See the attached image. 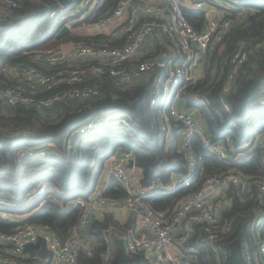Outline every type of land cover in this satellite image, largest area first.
I'll list each match as a JSON object with an SVG mask.
<instances>
[{
    "label": "trees",
    "instance_id": "16d2710c",
    "mask_svg": "<svg viewBox=\"0 0 264 264\" xmlns=\"http://www.w3.org/2000/svg\"><path fill=\"white\" fill-rule=\"evenodd\" d=\"M120 1L102 0L82 21L72 24L70 34L58 39L56 33L74 18L76 7L71 2L62 5L59 0H20L16 16L0 22V86L17 82L22 69L36 63L35 57L50 48L73 41L75 45L111 42L103 32H93L91 26L87 33L76 29L111 13ZM222 1L230 5L224 8L226 16L236 19L223 42L209 51L203 77L182 94L179 107L199 105L212 140H222L246 151L251 149L248 157L239 161L221 159L203 147L201 135L196 133L192 146L201 157L199 172L191 185L168 191L164 187L172 182L174 175L187 172V156L179 134L167 146L161 142L159 133L164 108L150 104L155 74L126 87H117L109 75L89 78L86 83L96 85L100 93L88 98L71 96L70 90L75 85L64 84L57 89L61 98L51 107L8 105L0 114V230L10 231L32 223L47 226L66 240L80 222L106 161L118 150L129 154L135 159V167L142 169L141 182L150 194L146 203L167 214L181 198L198 191L212 175L229 169L243 172L249 178L264 174L258 148L252 150L253 145L244 148L258 134L264 133V104L259 103L264 83L253 88L258 74L264 79L263 46L238 69L235 86L227 96L232 110L225 111L221 103L230 59L239 48V41L245 40L248 46H254L264 39V0ZM184 11L197 30L204 28L207 18L203 9L184 8ZM161 36L164 44L170 45L166 34L161 33ZM160 47L161 53L168 51L166 45ZM164 68L163 65L159 73ZM202 98L207 100L205 104L200 103ZM113 114L126 116L131 125H112L110 116ZM100 117L103 119L98 122ZM92 121L97 125L81 131ZM19 149L21 153L17 152ZM40 150H45L46 154L39 153ZM232 192V204L223 213L232 221L231 230L222 234L217 242L221 249L229 252V257L219 262L217 252L206 241L202 225L197 224L188 240V245L196 248L191 254L193 264H234L236 249L241 251L244 244L255 248L264 241V218L258 223L264 202L257 186L250 185L246 190L239 186ZM125 194L120 182L112 177L104 195L119 198ZM79 199L84 204H75ZM3 211L13 217H4ZM111 223L117 225L118 221L110 213H105L103 219L91 217L88 229L96 243L80 248L77 264H150L145 251L131 253L125 244L118 242L110 263L104 262L107 249L104 229ZM252 228L255 232L250 236ZM42 247L46 245L41 239L29 245L26 261L42 264L43 259L37 255Z\"/></svg>",
    "mask_w": 264,
    "mask_h": 264
},
{
    "label": "built area",
    "instance_id": "2783aa9c",
    "mask_svg": "<svg viewBox=\"0 0 264 264\" xmlns=\"http://www.w3.org/2000/svg\"><path fill=\"white\" fill-rule=\"evenodd\" d=\"M60 1V0H59ZM102 0H70L73 4L86 7L85 17L92 12ZM186 0H121L114 10L103 15L90 24L97 30L106 28L116 21H121L126 9L130 8L129 16L118 27V35L123 39L120 43L99 42L93 45H77L71 50L50 48L35 57L36 63L26 65L12 85L0 86V114L6 106H34L39 109L48 108L61 98L57 89L64 84L75 85L70 90L71 96L88 98L100 93L96 85L88 84L89 78L109 75L117 87H126L145 76L155 74L152 84L150 104L162 106V122L160 124L161 142L166 146L173 143L175 135L179 134L182 148L186 151L187 172L174 175L172 182L164 188L176 191L181 187L191 185L200 169L201 157L192 146L196 133L202 138L203 147L216 154L221 159L244 160L251 149L237 148L222 140H212L203 131L197 120L203 116L200 106L193 105L180 108L182 94L188 87L202 78L204 69L200 64L205 62L209 51L216 49L224 40L236 18L226 16L211 18V9H205L207 22L202 30H197L187 19L184 8ZM210 4L225 5L222 0H206ZM69 2V3H70ZM197 6H204L203 2ZM20 0H0V22H7L16 16ZM227 12V11H226ZM156 32L166 34L170 43L177 45L183 53L179 63L161 60L159 57L141 56V48L149 36ZM263 41L254 46H248L245 40L239 41V48L230 59L231 67L221 90V103L225 111H231L232 106L227 100L235 86V78L241 65L251 59L252 53L260 47ZM164 65V71L159 69ZM56 91V92H55ZM205 104V98L200 99ZM264 104V93L259 99ZM165 111V112H164ZM103 118L100 117L98 122ZM110 119L115 124L130 126L128 118L121 114H113ZM97 125L90 122L81 128L85 131ZM176 128V130H175ZM258 148L264 168V135H258L253 141L244 145ZM39 153L46 154L45 150ZM106 161L103 173L110 178H116L123 186L126 194L123 197L104 195L106 185L99 184L90 194L89 201L81 216L80 222L73 233L62 240L47 226L25 223L10 231L0 230V264H32L26 261V249L29 245L42 240L49 258H42V264H77L80 248L83 246L82 233L90 224L91 213L97 209L127 208L140 224L137 230H121L118 225L111 223L104 229L107 249L104 252V262L110 263L114 251L113 241L123 242L131 253L145 251L154 264H193L191 256L182 253L175 254L172 247L181 252L188 250V240L192 235L193 226L201 224L206 233L207 242L217 252L220 263L227 260L229 252L221 249L218 241L222 234L231 230L232 221L229 217L220 216L213 205V199L226 197L234 188L248 183L256 185L264 202V174L249 178L243 172L229 169L224 173L215 174L206 179L203 186L196 192L181 198L172 212L152 208L146 203L149 192L142 185V175L129 168V154L112 155ZM264 171V169H263ZM248 186V188H249ZM75 204H84L82 199ZM263 212L260 213V215ZM10 217L6 211L1 213ZM13 217V216H12ZM261 222L258 220V223ZM185 223L184 231L175 234L178 225ZM40 250V249H39ZM241 263L264 264V241L255 248L244 244L240 251ZM50 259V262L48 260Z\"/></svg>",
    "mask_w": 264,
    "mask_h": 264
},
{
    "label": "crops",
    "instance_id": "0c3cea01",
    "mask_svg": "<svg viewBox=\"0 0 264 264\" xmlns=\"http://www.w3.org/2000/svg\"><path fill=\"white\" fill-rule=\"evenodd\" d=\"M197 1H200V2H205L204 3V6L202 7H199L197 6V4L199 2ZM223 2V1H222ZM224 3V2H223ZM218 7H220L223 12H225L224 8L226 7V3L225 5H216ZM210 7V8H208ZM130 8L131 7H128L126 9V12H125V15L123 17V19L121 21H116L114 22L112 25H118L120 26L121 22H123V20H125L129 14H130ZM185 8H190V9H203L205 11L206 10H210L211 9V18H221L222 16L219 15V13L215 10V6L214 4H210L208 3L206 0H186L185 1ZM230 8V7H228ZM115 27V26H114ZM105 29V28H103ZM103 29H100V30H97L95 29L94 27L92 28L93 32H103L105 34V36L111 41V43H120L123 39L117 34L118 31H115V33H106L104 32L105 30ZM164 38L161 36V33L160 32H156L154 33L153 35L149 36L148 39L146 40L145 44L143 45V47L141 48V56L143 57H159L161 58V60H164V55L165 56V61H171L172 63H179L181 62L182 60V56H183V53L181 52L180 48H177L178 46L177 45H174V44H171L170 45L168 44H164ZM66 44V43H65ZM163 45H166L168 47V51L165 52L163 51L161 53V47L160 46H163ZM77 46V45H75ZM74 46V47H75ZM201 68L204 69L205 68V62L201 63L200 64ZM183 108H186L185 106ZM188 108V107H187ZM197 120L199 122V125L201 127V129L205 132L208 131V127H207V124L205 122V120L203 119L202 116H198L197 117ZM116 155L118 156H122V155H126V153L122 150H118ZM113 156H111L110 158H112ZM134 172L142 175V169L141 168H134L133 169ZM110 177L108 175H106L105 173H101V175L99 176L98 178V182H97V186L99 184H104V185H108L109 181H110ZM232 195H233V192H230L226 197H228L227 199L230 200V206L232 204ZM105 213H110L114 216V218L118 221V227L123 230V231H126V230H129V229H135L137 230L138 228H140V224L139 222L136 220V218L133 217L132 213L129 211V209L123 207V208H119V209H109V208H106V209H97L95 212L91 213V217H97L98 219H103ZM90 225V224H89ZM89 225L88 227L85 229V231L82 233V243H83V246L87 247V246H90L94 243H96V238L93 234L90 233L89 231ZM186 228V224L185 223H182L180 225H178L177 229L175 230V234L177 233H180L182 231H184ZM194 228L195 226H193V231H194ZM192 231V233H193ZM116 241H113V245L115 246L116 245ZM120 245H123L124 243L123 242H118ZM196 250V248H194L193 246H189L188 245V250L185 251V252H181L178 248L176 247H172L171 248V251L174 252L175 254H180L182 253V255L184 256L185 254H187L188 256H191L192 253H194V251ZM192 257V256H191ZM49 258V256H48ZM46 258V259H48ZM151 259V262L150 264H154V261L153 259L150 257Z\"/></svg>",
    "mask_w": 264,
    "mask_h": 264
},
{
    "label": "rangeland",
    "instance_id": "374dc122",
    "mask_svg": "<svg viewBox=\"0 0 264 264\" xmlns=\"http://www.w3.org/2000/svg\"><path fill=\"white\" fill-rule=\"evenodd\" d=\"M73 5H74V8H75V10H74V18L73 19H71L68 23L69 24H72L74 21H82V19H84L85 18V9H86V7H84L82 4H79L78 6L75 4V3H73ZM76 5V6H75ZM215 6V10L219 13V15H223L224 14V12H223V10L220 8V7H218V6H216V5H214ZM226 6L227 7H230V5H229V3L228 4H226ZM208 8H210V7H208ZM75 16H78L77 18H75ZM121 25V24H120ZM92 27V25H84L81 29H76V31L78 32V31H80V32H82V33H87V32H89V29ZM115 26V27H114ZM110 25V26H108V27H106L105 29H103V30H105L104 32H106V33H115V31H117V29H118V25ZM72 28H73V26H72ZM84 28H85V30H84ZM82 33H79V34H82ZM75 42L73 41V42H70V43H66V44H63V45H60V47H57V48H55V49H60V50H66V51H69V50H71L74 46H75ZM222 47V46H221ZM111 122V121H110ZM112 125H118V124H115V123H113ZM121 125V124H120ZM81 127V126H80ZM71 133H74V131L72 130L71 131ZM262 134H264V133H261V135ZM259 135V134H258ZM257 135V136H258ZM256 136V137H257ZM72 141H73V139H72ZM72 145V142H71V140L69 141V147ZM17 152H20L21 153V149H19ZM228 197H217V198H214L213 199V205H214V207L217 209V212H218V214L222 217L223 216V213H224V211L225 210H227V209H229V207H230V200H228L227 199ZM264 218V212L259 216V221H261L262 219ZM254 232H255V230H254V228H252L251 230H250V232H249V235L251 236H253L254 235Z\"/></svg>",
    "mask_w": 264,
    "mask_h": 264
},
{
    "label": "water",
    "instance_id": "95a60500",
    "mask_svg": "<svg viewBox=\"0 0 264 264\" xmlns=\"http://www.w3.org/2000/svg\"><path fill=\"white\" fill-rule=\"evenodd\" d=\"M62 5L69 4L70 0H60ZM79 21H74L72 24H77ZM72 24L66 23L64 24L56 33V38L60 39L62 37H65L66 35L71 33L72 30ZM264 83V79L261 74H258L257 81L254 83L253 88H257L258 86L262 85ZM129 168L135 167V159L131 158L128 163ZM249 184L246 183L244 185V189L246 190L248 188ZM37 255L42 258H48V252L44 247L40 248V250L37 252ZM233 263L234 264H240L241 263V257H240V251L236 249L234 251L233 255Z\"/></svg>",
    "mask_w": 264,
    "mask_h": 264
}]
</instances>
